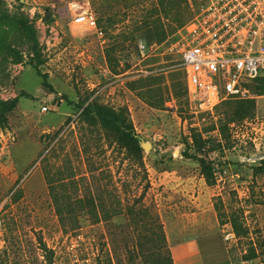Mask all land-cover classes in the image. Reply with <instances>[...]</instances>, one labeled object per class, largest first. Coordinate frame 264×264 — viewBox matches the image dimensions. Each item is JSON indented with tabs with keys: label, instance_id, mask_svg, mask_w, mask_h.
<instances>
[{
	"label": "rangeland",
	"instance_id": "obj_1",
	"mask_svg": "<svg viewBox=\"0 0 264 264\" xmlns=\"http://www.w3.org/2000/svg\"><path fill=\"white\" fill-rule=\"evenodd\" d=\"M190 1L0 0V104L16 106L0 128V264H173L189 238L205 264H264V76L236 99L256 100L253 118L200 111L165 53ZM95 101L128 110L143 165L88 115Z\"/></svg>",
	"mask_w": 264,
	"mask_h": 264
},
{
	"label": "built area",
	"instance_id": "obj_2",
	"mask_svg": "<svg viewBox=\"0 0 264 264\" xmlns=\"http://www.w3.org/2000/svg\"><path fill=\"white\" fill-rule=\"evenodd\" d=\"M190 7L192 17L169 37L165 53L177 58L172 67L183 72L200 111L213 113L226 100L246 98L244 83L264 76V0H193ZM69 15L103 38L95 15L87 10ZM139 51L148 58L145 44Z\"/></svg>",
	"mask_w": 264,
	"mask_h": 264
},
{
	"label": "trees",
	"instance_id": "obj_3",
	"mask_svg": "<svg viewBox=\"0 0 264 264\" xmlns=\"http://www.w3.org/2000/svg\"><path fill=\"white\" fill-rule=\"evenodd\" d=\"M187 15V19L181 27H183L192 17L191 11H189V13L187 12ZM126 39L130 38L126 37ZM132 39V41H134V37ZM260 78L256 80H259ZM183 88L185 89V82ZM259 95H264V89L260 90ZM12 104L15 105V103H10L9 107H6L5 105L0 104V128L6 127L7 114L13 111L16 107ZM223 104L228 105V109H230L227 114L226 126L235 121H245L246 119L253 118L257 107L255 99H229L224 101ZM87 113L90 117L96 119L106 129L107 133L114 137L116 144L125 151L128 159L134 160L142 165L144 164V149L142 147L143 140L137 133L126 108L115 109L95 101L88 106ZM205 143L206 142L201 139L195 140L197 153L194 158L199 162L201 172L207 182L210 185H213L215 182V172L212 163L202 155L203 149L206 146ZM210 145L212 146V144ZM170 262L172 263L171 259Z\"/></svg>",
	"mask_w": 264,
	"mask_h": 264
},
{
	"label": "crops",
	"instance_id": "obj_4",
	"mask_svg": "<svg viewBox=\"0 0 264 264\" xmlns=\"http://www.w3.org/2000/svg\"><path fill=\"white\" fill-rule=\"evenodd\" d=\"M200 238L171 242L170 250L175 264H205ZM204 246V245H203Z\"/></svg>",
	"mask_w": 264,
	"mask_h": 264
},
{
	"label": "water",
	"instance_id": "obj_5",
	"mask_svg": "<svg viewBox=\"0 0 264 264\" xmlns=\"http://www.w3.org/2000/svg\"><path fill=\"white\" fill-rule=\"evenodd\" d=\"M142 147H143V149H145V148H146V145H144V144L142 143Z\"/></svg>",
	"mask_w": 264,
	"mask_h": 264
}]
</instances>
